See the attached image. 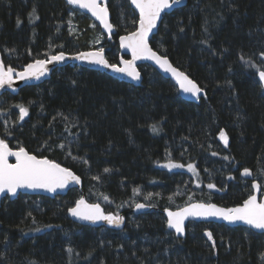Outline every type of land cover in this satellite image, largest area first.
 Returning <instances> with one entry per match:
<instances>
[{"label": "trees", "instance_id": "16d2710c", "mask_svg": "<svg viewBox=\"0 0 264 264\" xmlns=\"http://www.w3.org/2000/svg\"><path fill=\"white\" fill-rule=\"evenodd\" d=\"M107 4L111 37L64 0H0L1 62L20 70L61 51L92 49L101 37L107 60L117 63L118 38L136 29L138 16L128 0ZM150 45L204 95L182 99L148 64L139 67L140 85L74 64L0 96V139L81 179V188L65 195L2 198L0 264H264V233L190 221L181 238L161 211L194 200L238 205L253 180L264 191V88L257 79L264 70V0H186L163 15ZM18 105L28 109L23 120ZM169 161L183 167H163ZM245 168L250 176L242 175ZM82 194L106 213H123V228L72 221L67 210ZM140 201L157 210L131 212Z\"/></svg>", "mask_w": 264, "mask_h": 264}, {"label": "snow or ice", "instance_id": "6c2138e0", "mask_svg": "<svg viewBox=\"0 0 264 264\" xmlns=\"http://www.w3.org/2000/svg\"><path fill=\"white\" fill-rule=\"evenodd\" d=\"M67 3L69 5H78L82 9L89 10L91 14L104 25L105 29L110 31L113 28V25L108 22L107 7H102L97 0H67ZM131 3L139 10V27L126 36L120 37L121 47L131 52V60H121V67H117L115 64H109L104 58L103 48L97 51L80 53L75 58L78 60H88L97 65L111 68L114 72L123 73L133 80H138L140 78L139 72L136 71L135 61L142 58L154 60L165 72L172 73L183 92L193 96L201 92V88L189 79L187 75L172 67L167 57L157 55V53L149 47V33L156 27L157 20L161 17V14L181 4V0H131ZM261 55L264 56V53H261ZM64 59L65 54L60 52L57 55H52L46 60H36L26 65L23 71L16 72L15 78L25 80L30 77H35L38 79L39 76L44 74L46 64L53 61H62ZM241 59L243 60L244 58L241 57ZM251 66L255 67L254 64ZM14 71L12 67L5 68L3 64H0V87H4L5 85L9 88L12 87ZM258 75L259 80L264 83V70H258ZM17 107L20 113L18 119L23 120L24 117L28 115V109L23 105H18ZM152 130L154 132L157 131L155 126H153ZM220 138L227 146V137L223 130L220 132ZM59 147L63 148L64 145L61 144ZM213 155H215V153H213ZM9 157H14L15 163H9ZM163 167L180 168L183 167V165L169 161V163L163 165ZM187 168L190 171H195L193 164H188ZM104 171L108 172L109 169L106 168ZM242 175L250 176L251 172L249 169L245 168ZM93 179L99 178L93 177ZM70 183L78 184L80 183V178L68 168L61 167L60 164L47 158H38L36 155L30 154L23 147H19L18 150H12L5 140L0 139V193L15 195L19 188H40L51 192L55 191L57 188L62 189ZM207 187L211 189L215 186L210 183ZM252 188L259 190L261 185L254 182ZM133 191L135 193L138 190L134 189ZM150 195L151 194L145 196V199H148ZM104 199L107 200L108 197L105 196ZM143 207H145L144 204H136L137 209ZM68 212L73 217L92 223L105 221L109 225L118 226L123 220V217L118 214H105L99 204H88L83 198L78 199L75 202V206L70 207ZM215 216H219L230 223L239 221L249 225L253 229L264 230V202L258 203L255 195H250L248 199L243 201L242 205L233 208H220L213 203H191L178 211H167V225L169 228L174 229L176 233L183 235L185 231L184 221L187 217ZM205 235L209 240L213 239L210 232H206ZM67 251L72 253L73 249L68 248Z\"/></svg>", "mask_w": 264, "mask_h": 264}, {"label": "water", "instance_id": "95a60500", "mask_svg": "<svg viewBox=\"0 0 264 264\" xmlns=\"http://www.w3.org/2000/svg\"><path fill=\"white\" fill-rule=\"evenodd\" d=\"M64 1H65L66 4H68V3H67V0H64ZM107 1H108V0H97V2H98L102 7H107V11H108V22L112 24L111 17H110V13H109V9H108V6H107ZM128 2H129V4H130L131 8L136 12V14H137V16H138L137 26H136V29H137V28L139 27V24H138V21H139V10L135 8V6L131 3V0H128ZM185 4H186V0H181V4L175 6V7L171 8V9H168V10H166L165 12H163V13L161 14V17L157 20L156 27L153 28V29L151 30V32L149 33V37H148L149 47H150L153 51H155V50H154V49L151 47V45H150V39H151V37H152L153 35L156 34V32H157V30H158V27H159V24H160V22H161V20H162V18H163V15H164V14H168V13L172 12L175 8L181 7V6L185 5ZM68 5H69V4H68ZM69 6L75 8V9L79 10L80 12H82L83 14L87 15L90 19H92V20L98 25V27L100 28V30H101L104 34H106L108 37H111V35L115 33V27H114L113 24H112V25H113V28L109 31V30L105 29L104 25L101 24V22H100L98 19H96V17H94V16L91 14V12H90L89 10H87V9H82V8H80L78 5H69ZM136 29H135V30H136ZM135 30H134V31H135ZM132 32H133V31H132ZM127 34H128V33H127ZM127 34L120 35L119 38H118L119 51H120L121 55H120V58H119L118 62H117V63H113V64H115L117 67H121V66H122L121 63H120L121 60H131V59H132V55H131L130 50L121 47L120 37H121V36H126ZM89 51H97V50H96V49H88V50L78 51V52H75V53H67V52L61 51V52H63V53L65 54V59L62 60V61H53V62H51V63L46 64V66H45L46 70H45L44 74L41 75V76H39L38 79L35 78V77H30V78L25 79V80H19V79H16V78H15V73H16V72H21V71H23L26 65L23 66L22 69H20V70H18V71H16V72H15V71L13 72V84H12V87H11V88H9L7 85H5L4 87H0V96L3 95L4 93L16 94L20 88L39 84V83H41V82H43V81L49 79V77L51 76V74H52L54 71H56V70H58V69H60V68H62V67H64V66H66V65H74V64H76V65H80V66H83V67H87V68H90V69H94V70L103 71V72L107 73L108 75H110V76H112V77H114V78H116V79H118V80H121V81H124V82H127V83H131V84H133V85H140V84H141V82H142V72H141V70H140L139 67H140V65H142V64H148V65L152 66L154 69H156L157 72H158L159 74H161L163 77H165V78H167V79H170V80L174 83V85H175L176 88H177L178 94H179V96H180L182 99L187 100V101H197L202 95H204L202 90H201V92H199V93H198L197 95H195V96H193V95H191V94H189V93H185V92H183V90L180 88L179 83L177 82L176 78L172 75V73H171V72H165L162 68L159 67L158 64L155 63L154 60H150V59L142 58V59H139V60L135 61L136 71L139 72V74H140V78H139L138 80H133L131 77H129V76L123 74V73H117V72H114L111 68H106V67H104V66H102V65H97V64L92 63V62H90V61H88V60H78V59L75 58L78 54H80V53H86V52H89ZM155 52L157 53V55L167 57V56H165V55L160 54V53L157 52V51H155ZM59 53H60V52H58V53H56V54H51V55H49L47 58H44V59H36V60H46V59H48L49 57H51L52 55H57V54H59ZM103 55H104V58L107 60L105 51H103ZM167 59H168L169 63L172 65V67L176 68L178 71L183 72L181 69H179L178 67H176V66L170 61V59H169L168 57H167ZM36 60H34V61H36ZM34 61H31V62H29L28 64L33 63ZM107 61H108V60H107ZM108 63H109V64H112V63H110L109 61H108ZM0 64H3V63L1 62V60H0ZM28 64H27V65H28ZM183 73H184L185 75H187L185 72H183ZM187 76H188V75H187ZM188 77H189V76H188ZM189 79H191L193 82H195L192 78L189 77ZM257 79H258V81L261 83L262 87L264 88V83H262V82L259 80V75H258V73H257ZM195 83H196V82H195ZM196 84H197V83H196ZM197 85H198V84H197ZM198 87H199V85H198ZM10 148H11V147H10ZM11 149H12V150H18V148H11ZM25 150H26V149H25ZM26 151H27V150H26ZM29 153H30V152H29ZM30 154L35 155V154H33V153H30ZM37 157H38V156H37ZM38 158H45V157H38ZM47 159H48V158H47ZM49 160H50V159H49ZM51 161H53V160H51ZM53 162H55V161H53ZM9 163H15V158H14V157H9ZM55 163H57V162H55ZM60 166H61V167H64V166H62V165H60ZM65 168H66V167H65ZM68 169H69V168H68ZM69 170H71V169H69ZM71 171H72V170H71ZM72 172H73V171H72ZM73 173H74V172H73ZM74 174H75V173H74ZM75 175H76V174H75ZM77 176H78V175H77ZM79 178H80V177H79ZM254 182L260 185V183H259L258 181H255V180H253L252 184H253ZM72 188H78V189H80V188H81V179H80V183H78V184H77V183H70V184L66 185V186H65L64 188H62V189H61V188H57L55 191H51V192L47 191L46 189H40V188H38V189L19 188V189H17V192H16L15 195H12V194H6V193H0V201H1V199H2L3 197H5V196H8L10 199H14V198H16V197L18 196V194H20V193H23V194H37V195H44V196L54 197V196H57V195H65V194H66L70 189H72ZM252 189H253V188H252ZM250 195H255V196L257 197V202H258V203H259V202H264V191H262V187H261L259 190H257V189H253V191L251 192ZM250 195H249V196H250ZM249 196H248V197H249ZM248 197H247L246 199H248ZM81 198H83V199L85 200V202L88 203V204H99L100 207H101V209L105 212V210H104V208H103V206H102L101 203H99V202H89V201L85 198V196H84L83 194H82L78 199H81ZM78 199H77V200H78ZM246 199H245V200H246ZM191 203H213V204H215L217 207H220V208H233V207H237V206H239V205H242L243 202L240 203V204H238V205H233V206L226 207V206L219 205V204H217V203H215V202H205V201L194 200V201L188 202V203H186V204H184L183 206H180V207H178V208H168V207H167V208L162 209L161 211H162L163 214H164V217H165V223H166V227H167V229L170 230V231H172V232H174L175 235H176L177 237H181V238H182V237H185V235H186V230H187L186 227H187V224H188L190 221H193V222L203 221V222H212V223H222V224H225V225H227V226H229V227L243 226V227H247V228L251 229V230L254 231V232H257V233H264V230L253 229V228H251L249 225L244 224L243 222H239V221H237V222H232V223H230V222L224 220L223 218H221V217H219V216H215V217H187V218L185 219V221H184V224H185V231H184V234H183V235H180V234L176 233L174 229L168 227V225H167V219H168V217H167V211H173V212H175V211L180 210L181 208L187 207V206H188L189 204H191ZM136 204H144L145 207L140 208V209H137V208H136ZM74 206H75V204H74L73 206H71V207H74ZM68 209H69V208H68ZM156 210H157L156 206L151 205V204H148V203H145V202H141V201L135 203V204L132 206V208H131V212H133V213H135V214L149 213V212L156 211ZM166 210H167V211H166ZM110 213H111V214H114V215L118 214L119 216L123 217V220H122V222L120 223V225H118V226H117V225H109V224H107L105 221H98V222H96V223H92V222H89V221H83V220L78 219L77 217H73V216L68 212V210H67V216H68L72 221H74L75 223H78V224H80V225H89V226H92V227L109 226V227L114 228V229H122L123 226H124V224H125V222H126V216H125L123 213H112V212H110ZM105 214H109V213H106V212H105Z\"/></svg>", "mask_w": 264, "mask_h": 264}, {"label": "rangeland", "instance_id": "374dc122", "mask_svg": "<svg viewBox=\"0 0 264 264\" xmlns=\"http://www.w3.org/2000/svg\"><path fill=\"white\" fill-rule=\"evenodd\" d=\"M92 43H91V48L92 49H96V50H99V49H101V48H103V50L105 51V43L103 42V40L101 39V37H97L95 40H92L91 41ZM5 68H7L6 66H5ZM15 70V72L16 71H18V70H16V69H14Z\"/></svg>", "mask_w": 264, "mask_h": 264}, {"label": "flooded vegetation", "instance_id": "af4514ba", "mask_svg": "<svg viewBox=\"0 0 264 264\" xmlns=\"http://www.w3.org/2000/svg\"><path fill=\"white\" fill-rule=\"evenodd\" d=\"M107 3H108V1H107ZM107 6H108V4H107ZM99 30H100V28H99ZM101 31V30H100ZM102 32V31H101ZM103 33V32H102ZM104 34V33H103ZM106 35V34H105ZM107 36V35H106ZM108 37V36H107ZM2 200V199H1ZM1 202V201H0Z\"/></svg>", "mask_w": 264, "mask_h": 264}]
</instances>
